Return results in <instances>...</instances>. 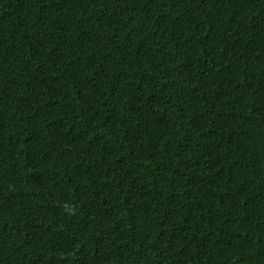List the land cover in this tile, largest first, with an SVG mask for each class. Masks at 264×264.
<instances>
[{
    "label": "trees",
    "instance_id": "trees-1",
    "mask_svg": "<svg viewBox=\"0 0 264 264\" xmlns=\"http://www.w3.org/2000/svg\"><path fill=\"white\" fill-rule=\"evenodd\" d=\"M0 264H264V0H0Z\"/></svg>",
    "mask_w": 264,
    "mask_h": 264
}]
</instances>
